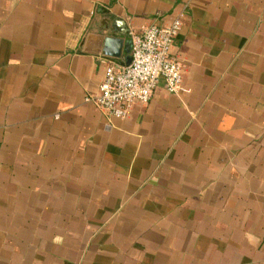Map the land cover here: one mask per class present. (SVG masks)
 I'll list each match as a JSON object with an SVG mask.
<instances>
[{"label":"crops","instance_id":"1","mask_svg":"<svg viewBox=\"0 0 264 264\" xmlns=\"http://www.w3.org/2000/svg\"><path fill=\"white\" fill-rule=\"evenodd\" d=\"M179 14L180 92L84 101ZM0 264H264V0H0Z\"/></svg>","mask_w":264,"mask_h":264},{"label":"built area","instance_id":"2","mask_svg":"<svg viewBox=\"0 0 264 264\" xmlns=\"http://www.w3.org/2000/svg\"><path fill=\"white\" fill-rule=\"evenodd\" d=\"M181 15L168 24H150L130 34V60L123 65L109 63L97 93L84 98L109 116L124 118L135 102L146 103L158 83L170 93L182 89L181 62L171 55Z\"/></svg>","mask_w":264,"mask_h":264},{"label":"water","instance_id":"3","mask_svg":"<svg viewBox=\"0 0 264 264\" xmlns=\"http://www.w3.org/2000/svg\"><path fill=\"white\" fill-rule=\"evenodd\" d=\"M110 41H111V40H108V39L106 38V39H105V45H108V43H110ZM129 60H130V56H129L128 62H129ZM128 62H127V63H128Z\"/></svg>","mask_w":264,"mask_h":264}]
</instances>
